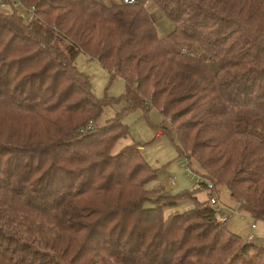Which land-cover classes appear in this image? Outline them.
<instances>
[{
  "label": "trees",
  "instance_id": "16d2710c",
  "mask_svg": "<svg viewBox=\"0 0 264 264\" xmlns=\"http://www.w3.org/2000/svg\"><path fill=\"white\" fill-rule=\"evenodd\" d=\"M151 1L164 37L142 0H22L30 22L0 11V264H264L196 190L147 206L157 170L138 144L112 151L127 111L158 109L189 167L264 221V0ZM80 53L125 82L126 106L91 131L110 101ZM181 199L194 207L164 215Z\"/></svg>",
  "mask_w": 264,
  "mask_h": 264
},
{
  "label": "rangeland",
  "instance_id": "374dc122",
  "mask_svg": "<svg viewBox=\"0 0 264 264\" xmlns=\"http://www.w3.org/2000/svg\"><path fill=\"white\" fill-rule=\"evenodd\" d=\"M142 1L154 15L158 35L166 36L172 30V23L151 0ZM75 64L78 70L84 72L88 77L94 95L99 99L110 101L97 121V126H103L107 120L113 118L126 106L123 101L113 102V98H117L125 92V82L120 77L111 79L109 73L101 67L97 60L88 59L84 53L78 55ZM122 123L128 127V134L118 140L112 151L117 153L126 145L139 144L143 158L151 168L157 170V177L145 186L151 192V201L146 203L147 206L155 205L154 201L161 188L165 193L171 195L196 190L194 196L199 202L207 200V192L203 189L197 190L195 175L201 174L198 164L191 161L192 172H186L185 167L188 162L186 157L177 151L176 134L171 130L169 120L164 118L158 109L151 108L147 115L141 108L127 111L122 117ZM160 125L169 133L166 132L155 137L156 127ZM170 179L174 180L173 186L169 184ZM217 193L223 203L228 202L227 190L224 186H219ZM192 207H194L192 199H181L173 206L163 207V212L164 215H169L175 212H184ZM230 207L236 210L237 203L231 204ZM226 215L228 216L227 226L231 231L238 234L245 242L264 247V224L262 221H254L243 210L238 214L226 211ZM251 224L256 225V229L253 231L250 228ZM250 234L254 239L249 241Z\"/></svg>",
  "mask_w": 264,
  "mask_h": 264
},
{
  "label": "built area",
  "instance_id": "2783aa9c",
  "mask_svg": "<svg viewBox=\"0 0 264 264\" xmlns=\"http://www.w3.org/2000/svg\"><path fill=\"white\" fill-rule=\"evenodd\" d=\"M137 0H122L123 4H132L136 3ZM0 11L6 13H16L21 16L25 21L30 22L34 16V8L33 7H26L22 0H0ZM97 123L90 121L88 125L85 127V131L94 130ZM187 161V160H186ZM186 172H192L191 168L189 167L188 163L185 167ZM195 182L198 187L205 190L208 193V204L212 207L215 212L218 213L222 221H227L228 216L226 215L227 207L226 205L220 200L217 191L215 190L214 185L208 179H205L202 175L196 174L195 175ZM171 186H173L174 180L170 179ZM239 203H237V209L232 210V212L238 214L240 213ZM255 224L251 225V228H254ZM253 235L250 234L248 239L251 240Z\"/></svg>",
  "mask_w": 264,
  "mask_h": 264
},
{
  "label": "crops",
  "instance_id": "0c3cea01",
  "mask_svg": "<svg viewBox=\"0 0 264 264\" xmlns=\"http://www.w3.org/2000/svg\"><path fill=\"white\" fill-rule=\"evenodd\" d=\"M104 2H106V3H108V4H116V3H121L122 2V0H103ZM95 60V59H94ZM76 62V61H75ZM158 134H157V131H156V133H155V137L157 136ZM159 136V135H158ZM139 145V144H138ZM140 148V150H141V146L139 147ZM227 195H228V202L226 203V202H224V204L226 205V207H227V210L226 211H230V212H232V207H230V205L231 204H236L235 203V200L229 195V193L227 192ZM221 200V199H220ZM228 220V219H227ZM227 223V222H226ZM262 223L264 224V221H262ZM252 225V224H251ZM250 228H251V226H250ZM256 229V225H255V227L254 228H251V230L253 231V230H255ZM251 233V232H250ZM252 239H254V237L252 238ZM251 239V240H252ZM249 240V239H248ZM250 241V240H249ZM259 247V246H258Z\"/></svg>",
  "mask_w": 264,
  "mask_h": 264
}]
</instances>
